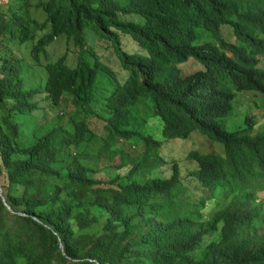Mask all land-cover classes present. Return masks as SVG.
Masks as SVG:
<instances>
[{
	"label": "trees",
	"instance_id": "16d2710c",
	"mask_svg": "<svg viewBox=\"0 0 264 264\" xmlns=\"http://www.w3.org/2000/svg\"><path fill=\"white\" fill-rule=\"evenodd\" d=\"M3 1L0 182L16 214L0 198V264H218L231 249L235 264H264V211L257 202L264 190V126L252 136L229 134L221 123L241 107L239 93L264 96L258 68L264 0H132L129 11L144 16L145 26L122 21L116 0ZM87 26L113 43L127 76L119 80L88 46ZM224 26L236 43L222 36ZM123 34L148 56L124 51ZM58 39L67 51L49 62L47 50ZM191 58L204 70L184 76L180 66ZM99 72L114 85L98 116L106 145L117 153L112 141L135 138L137 148H146L128 174L108 181L89 174L95 170L81 148L103 145L88 124L97 115ZM144 114L162 121L167 140L198 131L225 144L223 154H190L204 196L189 195L177 163L169 178L136 175L143 157L161 146L138 133L143 126L134 120ZM130 159L123 154L124 162ZM195 223L223 230L202 259L181 240Z\"/></svg>",
	"mask_w": 264,
	"mask_h": 264
},
{
	"label": "rangeland",
	"instance_id": "374dc122",
	"mask_svg": "<svg viewBox=\"0 0 264 264\" xmlns=\"http://www.w3.org/2000/svg\"><path fill=\"white\" fill-rule=\"evenodd\" d=\"M122 5H127L132 0H116ZM0 2L4 3L3 0ZM120 19L125 22H136L138 24L143 23V18L136 14H120ZM91 26H87L85 29V39L92 51L97 54L104 62L110 65L113 69L118 71L120 78L122 75L127 76L126 72L121 68V63L119 60V55L117 56L113 44L108 39H103L100 37L93 38L92 32L89 30ZM208 35V34H207ZM222 36L230 42L235 43L236 38L232 32V29L228 26H224L222 29ZM208 37V36H207ZM93 38V39H92ZM122 47L128 53L138 54L141 56H148L146 50L141 49L128 35H122ZM47 61L54 62L59 57H61L67 51L66 42L64 39H58L54 41L48 48ZM73 49H69V63L74 66L77 62V55H72ZM21 58V56L16 55ZM27 57V55H25ZM88 59L92 60V56L88 54ZM119 57V58H118ZM259 68L264 70V56H260ZM200 69H204V66L194 60H189L186 64L181 65V70L184 76H188ZM122 73V74H121ZM121 82V81H120ZM114 89V85L109 80L107 76L102 73L97 74L96 78V88L95 96L103 102V98L109 96ZM241 107L238 109L237 104L230 116L221 121L224 128L229 132H235L242 127L246 117L251 118L253 121L257 122L256 127L264 126V97L251 92L239 93L238 97ZM102 107L101 103L96 105V110L100 111ZM52 114V113H51ZM90 130H95L100 136H104L105 132L103 130V124L99 121L90 119L89 122ZM134 125L143 126L142 132L139 134H144L145 136L152 137L153 140L158 142H163V148L161 151L162 157L169 161H176L182 169V177L186 178L189 171L196 168V164L193 160L189 158V154L192 151H200L202 153H220L223 147L220 143L210 140L208 137L201 135L199 132H193L186 139H174L165 141L162 135L163 123L159 118H151L148 115H139L136 120H134ZM138 138V137H137ZM135 138L131 141L133 144ZM100 144H91V147L82 146L81 148L88 149L86 154L90 156V166L95 170V172L90 171L89 174L92 177L108 181L116 177V174L121 176L126 175L128 171L132 168V160L141 158L145 152V146H140L138 148L132 147L130 144L124 147V150L130 154V160L127 162L123 161V152H120L114 158L108 157L104 154L99 155ZM158 150V149H157ZM166 168H171V165H167ZM160 177H169L170 172H164L162 167L157 164L154 170ZM2 182L4 179L2 178ZM187 183L191 188V193L195 198H198L201 194V190L197 187L192 179L188 178ZM259 201L262 203L264 210V191L260 192L258 195Z\"/></svg>",
	"mask_w": 264,
	"mask_h": 264
},
{
	"label": "clouds",
	"instance_id": "9594fccd",
	"mask_svg": "<svg viewBox=\"0 0 264 264\" xmlns=\"http://www.w3.org/2000/svg\"><path fill=\"white\" fill-rule=\"evenodd\" d=\"M131 3H132V1L130 2V3H128L127 5H122L123 7H124V10L121 12V14H136V15H139V16H141L142 18H143V23L142 24H140V25H144L145 26V24H146V21H145V19H144V16H142L141 14H139V13H134V12H130L129 11V6L131 5ZM133 23H136V22H133ZM136 24H138V23H136ZM222 29H223V27H222ZM90 32H92V34H93V38H96V37H100V38H103V37H101L100 35H98L94 30H92V29H90L89 30ZM124 35V34H123ZM130 37V36H129ZM92 38V39H93ZM103 39H108V38H103ZM109 40V39H108ZM110 41V40H109ZM133 41V40H132ZM111 42V41H110ZM134 42V41H133ZM228 42H230V41H228ZM88 43V42H87ZM112 43V42H111ZM233 43V42H232ZM236 43V42H235ZM113 44V43H112ZM88 46H89V44H88ZM121 46H122V36H121ZM113 48H114V50H115V47H114V45H113ZM122 49H123V47H122ZM142 49V48H141ZM124 50V49H123ZM144 50V49H143ZM125 51V50H124ZM116 52V51H115ZM148 53V52H147ZM116 54H117V52H116ZM138 55V54H137ZM117 56H118V54H117ZM261 56H263V55H261ZM260 57V56H259ZM189 60H194V59H189ZM194 61H196V60H194ZM197 62V61H196ZM187 63V62H186ZM186 63H184V64H186ZM259 64H260V59H259ZM183 65V64H182ZM180 68H181V66H180ZM258 68H259V66H258ZM261 69V68H260ZM200 70H204V69H200ZM263 70V69H262ZM195 73V72H194ZM193 74V73H192ZM191 75V74H190ZM95 88H96V86H95ZM113 91H114V89H113ZM112 91V92H113ZM94 92H95V90H94ZM111 92V93H112ZM256 94H258V95H260V96H262V97H264L263 95H262V93L261 92H259V93H256ZM97 98V97H96ZM98 103H101L102 104V102H100L99 101V99L97 98V104ZM96 104V105H97ZM96 105H95V108H96ZM95 111H96V113H97V115L95 116H93L91 119H93V120H96V121H99V122H101L102 124H103V130H104V132H105V135L104 136H100V135H98L97 133H96V131L95 130H92L93 132H94V134H95V136L96 137H98V138H100L102 141H103V145L102 146H100V150H99V155L100 154H104V155H106V156H108V157H111V158H114L115 156H117L120 152H123V154H129V153H127L125 150H124V147L127 145V143L128 144H130L132 147H135V148H137V146L135 145V144H133L132 142H130L129 140H124V139H115L114 141H112L111 142V144L113 145V146H115V147H117V148H119L118 149V152L117 153H112V151H111V148L110 147H108L107 145H106V143H105V140L107 139V131H106V129H105V122L102 120V119H100L98 116L99 115H103L104 116V113H103V110H102V107H101V110L100 111H98V110H96L95 109ZM251 119V118H250ZM251 121L253 122V124H254V126H252V125H250V124H248V123H246V120H244V123H243V125H242V127L241 128H239V130H237V131H235V132H229L228 131V133L229 134H239L240 132H242V131H244V130H250V132H251V135L252 136H259L260 135V127L259 128H257L256 127V123L257 122H255V121H253L252 119H251ZM198 132V131H197ZM163 135V134H162ZM202 135V134H201ZM204 136V135H203ZM149 138H151L152 139V137H149ZM163 138H164V136H163ZM177 139H180V138H177ZM153 140V139H152ZM164 140L165 141H168L167 139H165L164 138ZM172 140H174V139H172ZM211 140V139H210ZM155 141V140H154ZM158 142V141H157ZM215 142V141H214ZM161 143V146L160 147H156V146H154V148H153V151L151 152V155L152 156H146V157H143V159H142V162L144 163V166H143V169L141 170V171H138L137 173H136V175H138V176H143V177H146V178H169V177H160L159 175H157L156 174V172L154 171L155 169H156V167H157V164H159L161 167H162V169H163V171L164 172H170V174H172V168H173V165H174V163H177L176 161H172V162H169V161H167V160H165L163 157H162V155H161V151H162V148H163V142H160ZM219 143V142H218ZM92 144V143H91ZM91 144H86V146L85 147H88V148H90L91 147ZM221 144V143H220ZM224 144V143H223ZM223 144H221L222 145V147H223V150L220 152V153H218V154H223L224 153V150L226 149V146H225V144L223 145ZM225 146V147H224ZM113 149H114V147H112ZM158 149V150H157ZM192 152H199V153H201V154H211V153H213V152H211V153H202V152H200V151H192ZM191 152V153H192ZM190 153V154H191ZM190 154H189V158L191 159V160H193L191 157H190ZM194 161V160H193ZM195 162V161H194ZM171 165V168H166V166L167 165ZM178 164V163H177ZM195 164H196V168L194 169V170H192V171H189V173H188V176L186 177V178H183L182 177V169H181V179H182V181L185 183V185H186V187H187V189L189 190V195H191L192 197H194L193 195H192V193H191V188H190V186L188 185V183H187V179L188 178H190V179H192L193 180V182H195V184L197 185V187L202 191L201 192V194L199 195V197L198 198H200V197H202V196H204L205 195V191H204V189H202L200 186H199V184L195 181V179H194V177L192 176V173H194L197 169H198V165H197V163L195 162ZM178 166H179V164H178ZM180 167V166H179ZM181 168V167H180ZM131 170V169H130ZM129 170V171H130ZM129 171H128V173H129ZM152 171V173H150ZM127 173V174H128ZM0 198H1V200H2V203H3V199H2V197H1V194L3 195V189H2V187H1V182H0ZM264 190H258V192H257V202L259 203V205H260V207H263L262 206V203L259 201V199H258V195H259V193L260 192H263ZM3 197H4V195H3ZM195 198V197H194ZM197 198V199H198ZM4 199H5V197H4ZM5 201H6V199H5ZM4 204V203H3ZM6 204H7V202H6ZM8 205V204H7ZM5 206V205H4ZM9 206V205H8ZM6 207V206H5ZM10 207V206H9ZM7 208V207H6ZM11 208V207H10ZM7 210H8V208H7ZM9 211V210H8ZM264 211V210H263ZM9 212H11L12 214H16L15 212H13V210L12 211H9ZM36 221H37V219H35ZM222 238H223V230H222V226H220V225H218V226H215V227H212V226H209V227H205L204 225H201V224H198V223H195L189 230H187L184 234H183V236H182V238H181V240H182V245H183V248H186V249H188L190 252H191V254L193 255V256H195L197 259H202L203 258V256L204 255H206V254H208L209 253V251H210V249H211V247L214 245V244H217V243H219L221 240H222ZM60 247L63 249V246H62V244L60 245ZM232 253H233V249H231V250H229V251H227L226 253H224L223 254V256L218 260V264H235L234 262H233V257H232ZM92 262H95V261H92Z\"/></svg>",
	"mask_w": 264,
	"mask_h": 264
},
{
	"label": "water",
	"instance_id": "95a60500",
	"mask_svg": "<svg viewBox=\"0 0 264 264\" xmlns=\"http://www.w3.org/2000/svg\"><path fill=\"white\" fill-rule=\"evenodd\" d=\"M0 191H1V190H0ZM1 197H2V199H3V203H4V205L8 208L9 211H12V209L6 204V201H5V199H4V197H3L2 194H1Z\"/></svg>",
	"mask_w": 264,
	"mask_h": 264
}]
</instances>
